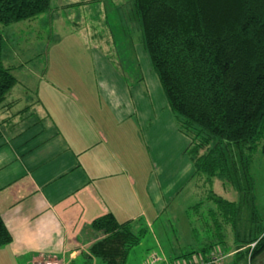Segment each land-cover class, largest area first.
Listing matches in <instances>:
<instances>
[{
	"label": "crops",
	"instance_id": "obj_1",
	"mask_svg": "<svg viewBox=\"0 0 264 264\" xmlns=\"http://www.w3.org/2000/svg\"><path fill=\"white\" fill-rule=\"evenodd\" d=\"M93 53L92 73L43 76L31 104L0 120V215L13 238L0 264H104L90 252L103 237L94 220L149 227L196 177L150 63L131 79Z\"/></svg>",
	"mask_w": 264,
	"mask_h": 264
},
{
	"label": "trees",
	"instance_id": "obj_2",
	"mask_svg": "<svg viewBox=\"0 0 264 264\" xmlns=\"http://www.w3.org/2000/svg\"><path fill=\"white\" fill-rule=\"evenodd\" d=\"M133 6L143 49L190 141L195 176L219 179L241 196L233 202L212 191L207 203L189 210L203 247L183 257L219 264L211 261L222 254L226 264H264V219L251 173L256 153L264 156V0H133ZM51 9L52 0H0V25L32 21ZM3 48L0 31V105L19 81L4 65ZM91 228L103 234L90 252L104 264H126L146 233L113 214ZM12 239L0 215V248Z\"/></svg>",
	"mask_w": 264,
	"mask_h": 264
},
{
	"label": "rangeland",
	"instance_id": "obj_3",
	"mask_svg": "<svg viewBox=\"0 0 264 264\" xmlns=\"http://www.w3.org/2000/svg\"><path fill=\"white\" fill-rule=\"evenodd\" d=\"M133 9V0H52L51 11L35 20L0 25L4 36V65L13 69L19 80L6 98V103L18 100L17 104L12 113L10 109L3 111L0 106V120L31 104L43 76L57 73L59 69L92 73L93 52L100 51L114 60L131 79L142 77L150 61L143 49L140 20ZM83 45L88 53L81 48ZM82 58L89 60V65ZM251 173L256 183L258 208L264 219V156L261 150L254 157ZM207 179V176H196L158 220L149 227L144 225L146 233L131 249L126 264H146L154 255L161 261L158 264L191 261L183 255L199 250L203 244L200 235L196 237L192 231L189 208L200 202L207 203L212 191L233 202L241 198L230 184L219 179L210 183ZM228 241L233 244L232 233L228 234ZM219 257L221 260L217 263L226 264V256Z\"/></svg>",
	"mask_w": 264,
	"mask_h": 264
},
{
	"label": "built area",
	"instance_id": "obj_4",
	"mask_svg": "<svg viewBox=\"0 0 264 264\" xmlns=\"http://www.w3.org/2000/svg\"><path fill=\"white\" fill-rule=\"evenodd\" d=\"M219 260H221L220 257H214L213 260L211 261V263H217L219 262ZM160 262V259L157 255H154L151 259V261H147L146 264H158ZM37 264H63L61 261L56 260V259H49V260H45V261H41ZM179 264H208L207 262H204L202 260H198V259H192L189 262L186 263H179Z\"/></svg>",
	"mask_w": 264,
	"mask_h": 264
}]
</instances>
